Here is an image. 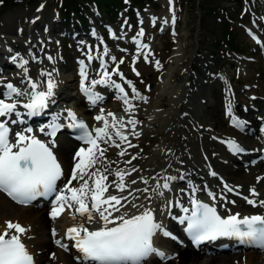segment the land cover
<instances>
[{
	"label": "snow or ice",
	"instance_id": "obj_1",
	"mask_svg": "<svg viewBox=\"0 0 264 264\" xmlns=\"http://www.w3.org/2000/svg\"><path fill=\"white\" fill-rule=\"evenodd\" d=\"M137 36H144L143 28ZM113 38H117L114 33ZM253 39L264 46L257 37L253 36ZM134 42L139 49L148 48V45L142 43L140 39H135ZM108 51L105 46L103 49L105 57L108 56ZM139 55L138 51L137 56ZM151 55L150 51L144 53V59L147 61ZM48 59L51 61L53 58L49 56ZM88 59L91 61L93 57L89 55ZM110 59L115 65L113 71L109 72L107 62L102 60L101 70L98 73L100 78L92 80L88 78L87 66L83 61L80 62L81 91L90 104L95 106L103 100V97L94 89L98 85L113 88L119 93L118 98L127 106L125 111L131 116L135 105L129 98V92L125 90L124 85L113 80L112 77L118 75L134 96L139 97V93L133 82L127 80L119 71V65L124 61L122 59L117 61L115 56H111ZM27 63L28 61L24 60L20 67L23 68ZM25 74L29 90L22 91L19 87L8 83L5 86L7 91L2 94L3 98H0V118H3L0 119V191L19 204H28L40 197L54 196V204L50 212L53 220H56L66 209L72 210L71 218L74 223L66 230L65 239L73 242L72 247L80 254L77 257L80 264H146V261L153 256L159 257L160 260L171 258L155 246L154 238L157 234L173 240L177 237L167 230L162 219L157 218L154 207L134 201L140 200L136 195L137 192L146 194L151 191L157 196H164L165 191H171V182L177 177L163 173L151 178L140 177V181L145 185H149L150 180L155 181V184L151 188L133 190L131 185L136 184L137 180L127 181V177L140 170L135 167L113 168L117 161H111L106 156L108 148L104 145L120 148L118 155L121 157L127 154V149L122 147L124 144L128 147H136L129 140V134L139 136L135 131V126L139 122L133 118L127 120L123 117L118 118L112 112L105 115L101 108L100 114L94 119L102 122V126L90 130L86 122L79 120L76 113L69 110L67 127L77 131V139L86 147H80L74 154L73 169L63 187L58 189V181L65 175L54 151L57 133L64 127L59 122L61 114H56L49 124L39 128L40 133L49 137L47 141L33 134L32 127L16 131L14 135L10 127V124H24L22 117L25 114L29 117L40 116L49 108L50 103H54L53 97L57 85L53 79V72H40L39 75L47 77L46 80H34L28 77L26 68ZM136 75H140L139 72H136ZM20 97H27V102L19 103ZM19 108L25 109L26 113H21ZM226 114L234 127L241 130L246 127L248 122L233 114L231 102ZM13 115L16 119H12ZM222 143H225L234 154L245 152L244 147L236 140L228 139ZM135 159L137 157L132 156L125 163L131 164ZM211 174L216 175L215 172ZM110 176L113 177L111 181H109ZM179 179L184 177L180 176ZM73 181L76 182L75 186ZM109 189H112L111 193ZM224 189L228 193L239 195L226 183ZM180 191L185 192L184 189ZM199 191L200 188L192 186L191 191L187 193L190 207L180 200H177L175 205L171 201L165 205V208L169 209V215H171V207L180 208L183 215L171 218L181 225H186L185 231L196 246L225 237L264 250V214L242 216L239 212L232 213L230 209L225 208V205L235 204V201L227 200L225 194H217L205 186L203 191L212 201L210 204L197 198L196 193ZM125 192L127 195H121ZM258 195L255 188L250 189L251 197ZM242 198L253 207H264V200L258 201L249 196ZM145 199L150 201L153 196L148 195ZM218 200L224 202L221 208L227 211V215H222L217 210ZM129 204L137 209V212L125 211ZM77 216L82 218L78 222ZM93 224L97 226L90 228L89 225ZM27 231L28 229L20 223L6 222L5 230L0 232V264H35L33 255L22 239ZM56 234V230L53 229V236ZM56 243L68 250V245L61 240H56Z\"/></svg>",
	"mask_w": 264,
	"mask_h": 264
},
{
	"label": "rangeland",
	"instance_id": "obj_2",
	"mask_svg": "<svg viewBox=\"0 0 264 264\" xmlns=\"http://www.w3.org/2000/svg\"><path fill=\"white\" fill-rule=\"evenodd\" d=\"M62 1L17 0L4 5L0 4V30L6 26L5 24L15 28L19 22L16 23L14 19L19 13L29 10L35 11L38 6L45 5V16L42 15L43 24H46L45 26H47L49 32L47 34L42 33L43 25L34 27V31H37L40 38L45 36L47 44L50 41L53 47L52 51L56 53L58 58L56 60L59 64H57L58 72L61 73L62 71V74L69 79L71 78L68 81L71 87L68 92L73 95L71 100L75 101L80 97L74 94L73 86L75 85L73 84L77 82V79H73V71L77 70L80 73L82 67L80 62L83 61L84 65L87 66L88 78H99L98 73L101 65L100 67L98 66L97 58L103 52L105 46L108 49L117 51V42L113 38L114 33L117 40L121 41L118 47L122 49V52L118 55V59L128 58L124 61V64L127 62L124 67L129 78L122 72L124 77L127 80H131L136 89L139 86H144L151 92L147 99L144 98L145 95H143V99L140 98L142 93H139V97L131 93V100L133 105H135L133 111L136 107H143L150 100H155L156 107L148 108L149 111L146 115L148 118L144 116L138 120L139 123L135 126V131L141 133L159 128L160 130L167 129L169 132L182 107L181 102L175 104L173 101L175 99L178 100V96H181L182 91L183 93L185 91L186 94V100L183 101V104L187 103L191 94H195L194 97H190V100H193L194 105L199 110L200 121L206 124H216V128L206 129V134L202 135L199 142L205 146V149H203L208 155H218L220 161L215 160L217 161L215 162V169L220 174L222 173L223 177H228L231 183L243 187V190L246 189L249 194L252 188H255L258 193H264V169L260 166L250 167L248 165V167H245L240 162L225 164L223 160L231 161L232 157L227 145L225 143H223L224 146L221 144L222 141H227V139L237 138L244 141L245 144L253 146L252 140L256 139V137L250 136L232 125L230 118L226 114V99L233 103L232 106L234 105L233 108L235 107L233 114L235 116H237L235 114L236 107L245 108L247 105L250 106L253 100L252 97H256L259 102L264 103V51L252 45L246 36L249 29L255 30L257 28L256 24L260 23L256 15L261 11L262 6L258 5V2L252 3L251 0H141L140 6H138L137 4H132V0H126V7L119 10L117 16L110 18L105 16V19H103L102 15L108 14L102 11H106L103 5H101L102 9H99L93 2L89 4L85 3L84 0H76L83 8L78 9L77 14L85 16L84 24L79 25L76 22H72V20L64 21V9L61 8ZM50 20L54 21L49 23ZM153 20L155 21L154 23ZM66 22L68 25L67 31L77 30L80 32L76 39H72L71 36H62L66 32ZM25 26L21 28L26 29L27 26ZM141 28L144 30V35L148 37L146 42H142L148 45L147 49H139L138 45L133 42ZM32 29L30 25V27H27V35L26 33H22V35L16 33V36H12L27 42ZM18 30L21 31V29ZM258 34L264 36L259 32ZM10 35L6 33L5 37ZM55 35L65 39L63 46ZM229 40L233 42L236 50L244 52V54L238 55V53L230 51ZM0 41H4L1 34ZM130 41L132 42L130 43ZM36 48H38V45ZM30 49L24 48V52ZM138 51L140 52L139 56H137ZM148 51L152 55L146 61L144 53ZM20 53L23 55L22 52ZM134 54L136 55L135 57ZM89 55L93 57L91 61L88 59ZM101 58L105 57L102 56ZM186 60L189 64L186 69L188 74L185 77V81L188 79V75L189 80L183 82L182 80L174 79L172 74L177 70V64ZM157 61L159 62L158 64ZM112 63L111 61V64L108 65V70H111L114 65ZM133 67H135V71H133ZM157 69H159L158 71L161 74L158 73V76H155ZM145 71L148 72L144 76ZM223 71H231L233 74V77H230V81L226 84L220 78V74ZM136 72H139L140 75H136ZM148 74L153 77L149 81L146 80L148 79ZM16 75H11V77L3 81L13 84L16 81ZM34 76L37 77V72H35ZM181 76L184 77L183 72ZM81 78L80 76L79 81ZM112 78H116V75ZM18 79L20 80L22 77ZM228 84L234 91L231 96H228L226 92ZM158 96H161V98H157ZM161 100L164 102V106L157 107L158 102ZM118 116L123 117L125 120L129 118V114L125 110L118 112ZM156 120L159 121L157 122ZM128 127L131 128V126ZM129 136L132 135L129 134ZM203 136L206 138V142H203ZM220 136L224 139H221ZM214 137L220 140L216 141ZM159 143L161 144V141ZM152 147V145L149 146V148ZM257 150H259V146H257ZM241 165L242 169H238ZM247 206L249 208L251 205L248 204ZM23 212L22 209L13 206L0 195V227L3 226V229H5V218L7 221H15L20 219ZM44 216L46 217V214L43 212ZM38 222L39 220L35 223L38 224ZM26 227L28 229L31 226ZM47 231L48 228L38 232V234L30 232L32 236L29 237L27 235V237L29 239L46 240ZM157 242H159V239L155 240V243ZM56 249L62 250L61 248ZM48 252L51 253V250H48ZM197 255L202 257V260L212 257L209 254L202 253ZM215 257L218 256L215 254ZM39 260L40 264L51 263V260H46V257L42 258V261L41 259ZM149 263L147 262L146 264Z\"/></svg>",
	"mask_w": 264,
	"mask_h": 264
},
{
	"label": "bare ground",
	"instance_id": "obj_3",
	"mask_svg": "<svg viewBox=\"0 0 264 264\" xmlns=\"http://www.w3.org/2000/svg\"><path fill=\"white\" fill-rule=\"evenodd\" d=\"M251 2L252 3L258 2V5L260 4L262 6L261 11L258 12L256 16L258 18V21L261 22V24L264 26V5H263L264 0H251ZM43 7L44 6H42V8H39L35 11L29 10L23 13H19L14 19L16 23L19 22V24H17L15 28H11L12 26L5 24L6 26L0 30V34L4 40V42L0 41V44H3L4 46V48H0V55L3 56V60L0 61V67L2 68V67L10 66L11 62L9 61V59L8 60L5 59V56L8 54L7 58L9 56H12L13 59H15V62H21L20 65L23 63L24 60H27L28 63L24 65L23 68L20 67L18 69H22L23 71H25V68H26L28 77H31L34 80L36 79L46 80L47 79V77H41L39 75L41 71L53 72L54 74L53 79L55 80L57 87L55 89V96L53 97L54 103H50V106H54L60 100H63L66 103H70V102L73 103L71 101V99L73 98V95L68 92V89L71 88L70 83H68V81H70L71 78L69 79L64 74H62V71L61 73L60 72L58 73V70H57L58 63L56 61L58 58H57L56 53L52 51L53 47L51 46L50 41L47 44L45 42L46 41L45 36L44 38H40V36L37 34V31H34V29L38 27V25L43 23V16H42L44 15ZM51 22H53V20ZM31 24L33 26V29L29 34L27 42H24L12 36V35L16 36V33L21 34V35L22 33L24 34L26 33L27 35L28 33L27 27H30ZM22 26H25L26 29L21 28ZM18 29H21V31H19ZM258 29L264 34V27L261 26ZM4 33L5 34L7 33L8 35H10L11 33V35L8 37H5ZM135 39H140L142 42H146L148 40V37L146 35H144L143 37L137 36ZM131 42L132 41H130V43ZM262 43H264V40L262 41ZM37 45H38V48H36ZM24 48H31V49L29 51L24 52ZM262 48L264 50V46H262ZM108 50H109L108 56L105 57V61L107 62L108 65L111 64V59H110L111 56H115L117 58V61L122 59V58L118 59V55H120V52H122V49L120 47L117 46V51L113 49H108ZM126 50H129V49H126ZM19 52H22L23 55L20 54ZM49 56L53 58L51 61L48 59ZM135 56L136 55L134 54V57ZM123 58H124L122 59L123 61L128 59L125 57ZM18 59H21V61H19ZM125 64L122 63L119 65L120 72H121L120 69L126 72V69L124 67ZM188 64L189 62L187 60L177 64V70L176 71L174 70L175 72L172 74V77L176 80H182L183 82H186L187 80H189V75H188V79L185 81V77H187V74H188L187 73L188 70L186 71ZM14 67L15 66L13 65V68H8L6 72L3 73V76L9 77V74H13ZM114 67L115 65H113L111 72L113 71ZM158 70L159 69H157L155 76H158L157 74L160 73ZM181 71L183 72L184 77L181 76V73H182ZM35 72H37V77L34 76ZM146 72L148 71H145L144 76ZM232 76L233 74L231 73V71H223V73L220 74V78L224 82V84H226L230 80V77ZM20 77H24V72L22 73ZM152 78L153 77H150L148 74V79L146 80L149 81ZM114 79L116 81H120L118 77ZM24 81L26 82V77ZM80 82L82 83V80ZM118 83L122 84V81ZM25 84L27 83L22 82L19 85L17 84H14V85H16L22 90V88L25 87ZM73 85H75V83ZM77 86L81 91V84H78ZM0 87H1V83H0ZM98 87L99 85L94 90L96 92L98 90L100 94L101 92L104 93V95L101 94L103 98L107 97L106 92L109 91V93L111 94L110 87H105V86L100 85V87H103L104 91L98 89ZM124 87H125V90L128 91L130 94V88L125 85ZM4 90H7V89L4 88ZM27 90L29 89L27 88ZM137 91L138 93H142L140 97H143V95H145L144 98L146 99L151 94V92L148 91L146 88H144V86L137 87ZM232 91L233 90L232 89L230 90V88L226 90V92L228 93V96H231ZM146 92L147 94H145ZM192 96L194 97L195 94H191V96H189L187 103L183 104V101L186 100V94H185V91L184 93L182 91L181 96H178V100L175 99L173 101L175 102V104H178L179 102H181L182 107L177 115V119H175V122L173 123L169 132L167 131V129L160 130L158 128L153 131L147 130V131L141 132L139 133L138 137L137 136H134L132 138L129 137V140L131 141V143L133 145H136V147H128L127 144H124L122 147L127 149V154L123 157L118 155V153L121 151L120 148L104 145V147L108 148V151L106 153L107 158L111 161H117V163L113 165V168L119 167V168L130 169L132 167H135L140 170L139 172H134L131 176L127 177V181H131L133 179L137 180L136 184L131 185V189L133 190L143 189L145 187L151 188V186L155 184V181L150 180V184L145 185L140 181V177L151 178V177L157 176L160 173H163L164 175H168V176L177 177L176 180L171 182V192H170L171 197L169 196L168 201H167V202L171 201L173 205H175V202L177 200H180L181 202H183L182 199H186L184 197L185 192L184 193L181 192L180 191L181 189H184L188 193L191 191L192 186H196L201 189V191L197 192L196 194L201 196L200 192H203V194H206V192L203 191V189L206 186L208 190L214 191L217 194H221V193L225 194L227 200L235 201V204L228 203L225 205V208L230 209L232 213L239 212L241 215L264 214V207H261L258 210V209H255V207L251 205L248 208L247 206L248 203L242 198L244 196H249L250 198L256 199L258 201L264 200V193L259 194L257 197H251L245 188H244L245 190H243V187L237 186L236 184L231 183L227 176H226L227 178H225V180L223 179V182L221 183V181L219 180V177H221V175H219L216 172L215 165L210 164L213 162V160H217V155H211L210 160L209 158L206 159L203 157L202 155L203 148L205 149V146L199 143L200 139L202 135L206 134V129L208 128L214 129L216 128L215 127L216 124L214 123L206 124L205 122L200 121L201 119H199V114H198L199 110L194 105L193 100H190L191 99L190 97ZM23 98H27V97H21V99ZM157 98H161V96H158ZM109 99H111V97H109ZM226 100H227L226 101V110H227L228 105L231 101L228 99ZM154 101L155 100H150L149 103H147L145 106L136 107L132 115L129 117L137 121L142 119L144 116L146 117L149 111L148 108L150 107L152 108L153 106L156 107ZM73 104L78 107L79 112H80L79 113L80 117L87 121H91V122L95 121L94 117L100 114L101 112L99 111V107L103 106L101 104L98 105L96 109L94 110V114H90L92 108L87 107L85 110L82 108L84 105L86 106L87 104L85 99L82 100L81 98H77V100ZM232 104L233 103H231V105ZM162 106H164V102L161 100L160 102H158L157 107H162ZM233 106H232V111H234L233 109L235 108V107L233 108ZM103 108H104L103 109L104 113L106 111L114 112L115 110L125 109V107H123L121 102L113 98V94H112V100L110 101L108 100L107 102H105ZM236 108H237L236 113H235L237 115L236 117H239L240 119L244 121H247L248 127H250V124H255V122L258 120H261V122L258 123V126L261 124H264L263 123L264 122V103L257 102L256 100L253 99L251 101L250 106H247L246 110H243L242 108H239V107H236ZM43 114H46L48 117L49 111L46 110L44 113H42V115ZM146 118H148V116ZM205 139L206 138H204L203 136V142L207 141ZM160 141H161V144L159 143ZM150 145H152L153 147L149 148ZM80 147H86V146L80 145L78 143L76 145V142L68 138L65 134H61L60 138H58V143L54 151L56 155L59 157L61 161V166L64 169L65 175L64 177H62V179H67L69 177L72 171V168L74 166V163H75V160H74V161H71V164H70L69 158L74 157V154L78 151ZM245 148L247 149V152L249 154H255L257 152L256 146H246ZM132 156H136L137 159L133 160L131 164L125 163L127 160H130ZM249 157H247L245 161L253 165L256 164V167H259V166L261 167V164H262L261 162H251ZM213 172L216 173L215 178L218 179V182H215V181L212 182L213 175L211 173ZM180 176H183L184 179H179ZM112 179L113 177L110 176L109 181H111ZM161 183H163L162 180H161ZM225 183L228 184L230 187H232L236 192H238L239 195L236 194L237 195L236 197H232L234 193L226 192V190L224 189ZM73 185L74 186L76 185L75 181H73ZM109 192L111 193L112 189H109ZM121 195H127V192L122 193ZM136 195L140 197V200L134 201L135 203H144L145 205H150L156 209V213H157V211L159 210V206L161 205L156 201L157 195H155L151 191L146 194L137 192ZM148 195H152L153 199L150 201L145 199V197ZM203 199H207L210 202H212L210 198L207 196V194L206 196H203ZM223 203H224L223 201L218 200L217 208L221 210V212L224 215H227L228 214L227 211H225L224 208H221V204ZM18 208L22 209V211L24 212L21 213L20 219L15 220V222L20 223L21 225L26 224L27 226L28 224H30L31 229L29 231L33 232V234H38V232H41L48 227H50V230L55 229L57 233L53 239H51L47 235L46 240L45 239L44 240L43 239H29L28 240V246H27L28 250L31 252V254L34 257H36L37 259H42L46 257V260H47L49 259L48 250H51V252L53 250L52 253H54L53 255L55 258H52L50 264H53L55 262L57 264H78L80 263L77 260L78 255H76L73 252L71 247L68 250H64L63 252H61L59 250L53 249L51 245V241L53 240L62 241L64 239V231H66V229H68L69 226L73 225V222H74L71 218L72 214L67 215L66 212H64L56 220L49 221L47 220V218H45V216L43 217V212L41 211V209H35L34 206H31V207L29 206L27 208H23V207H18ZM51 209L52 207H50V210ZM244 209H246L247 212H244ZM129 210L131 213L137 212V209L132 208L130 204L128 205V209H125V211H129ZM176 211H177L176 206L171 207L170 212L172 216L176 214ZM166 214L169 215V209H166ZM117 215H119V213H117ZM171 215L169 217H171ZM79 219H82V218L77 216V221H79ZM38 220L39 222L38 224H36L35 222ZM167 221H164V224L166 225L167 230H169L172 234L176 232V234L179 235L181 233L179 225L176 222H173V224H171L169 222L167 223ZM6 222L7 220L5 218L4 223L6 224ZM96 226L89 225L90 228L96 227ZM3 228H4L3 226L0 227L1 232L3 231L2 230ZM30 232H28L25 235V237H27V235L31 237L32 235ZM60 233L62 234L60 235ZM159 235L160 234H157L156 238L159 237ZM161 238L163 237L161 236ZM164 242L167 245L175 246L173 242H170L168 240L164 239ZM204 252L206 251L195 252L191 250L190 248H181V249L178 248L172 255V260L170 259V261H167V263L165 264H264V253L260 255L256 251L233 254V255L228 254V253H223V254L218 255V257L210 256L211 257L210 259L202 260L201 259L202 257L198 256L197 254H200V253L203 254ZM173 258H175L177 261H173ZM154 260L158 261L157 257H155Z\"/></svg>",
	"mask_w": 264,
	"mask_h": 264
},
{
	"label": "trees",
	"instance_id": "obj_4",
	"mask_svg": "<svg viewBox=\"0 0 264 264\" xmlns=\"http://www.w3.org/2000/svg\"><path fill=\"white\" fill-rule=\"evenodd\" d=\"M2 1L3 3H7V2H10L12 0H0ZM116 1V2H115ZM99 2H102L104 4H109V3H112L114 4L115 6H119L121 5V0H100ZM68 2H65V5L67 6ZM69 5V4H68Z\"/></svg>",
	"mask_w": 264,
	"mask_h": 264
}]
</instances>
